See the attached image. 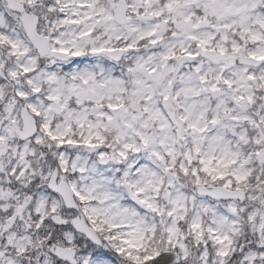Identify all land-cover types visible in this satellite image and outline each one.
<instances>
[{
	"label": "snow or ice",
	"instance_id": "1",
	"mask_svg": "<svg viewBox=\"0 0 264 264\" xmlns=\"http://www.w3.org/2000/svg\"><path fill=\"white\" fill-rule=\"evenodd\" d=\"M0 264H264V0H0Z\"/></svg>",
	"mask_w": 264,
	"mask_h": 264
}]
</instances>
